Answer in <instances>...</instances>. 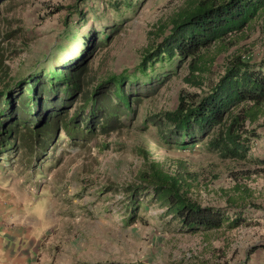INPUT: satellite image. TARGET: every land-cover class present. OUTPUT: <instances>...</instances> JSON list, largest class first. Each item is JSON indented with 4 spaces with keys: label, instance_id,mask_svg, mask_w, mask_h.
Listing matches in <instances>:
<instances>
[{
    "label": "rangeland",
    "instance_id": "374dc122",
    "mask_svg": "<svg viewBox=\"0 0 264 264\" xmlns=\"http://www.w3.org/2000/svg\"><path fill=\"white\" fill-rule=\"evenodd\" d=\"M188 1L0 0L3 79L20 78L59 55L76 53L84 34L97 44L90 61L94 72H131ZM65 6H77L85 18L68 15ZM56 7L61 9L52 12ZM232 53L264 58V10L209 48L212 61L201 87L185 82L187 64L178 62L154 93L133 100L134 112L122 116L118 130L79 144L62 135L38 162L0 158V193L26 198L22 211L29 218L21 223L38 239L46 229L45 239L55 248L68 244L71 264H264V105L259 124H253L258 137L247 161L220 158L203 143H168L151 121L174 107L179 92L206 89ZM155 67L160 74L163 68ZM147 159L191 174L192 199L238 216L239 223L189 230L165 216L145 192L137 194V204L128 188Z\"/></svg>",
    "mask_w": 264,
    "mask_h": 264
},
{
    "label": "trees",
    "instance_id": "16d2710c",
    "mask_svg": "<svg viewBox=\"0 0 264 264\" xmlns=\"http://www.w3.org/2000/svg\"><path fill=\"white\" fill-rule=\"evenodd\" d=\"M63 8L70 10L68 15H82L77 6ZM263 10L264 0H189L131 72H94L90 61L97 44L88 34L76 53L59 55L17 79H3L5 65L0 61V158L15 155L38 162L62 135L79 144L98 133L118 130L122 116L134 112L133 100L154 93L178 62L187 64L185 82L201 87L212 61L209 48L243 30ZM157 63L163 68L160 74H156ZM164 65L171 66L165 69ZM263 105L264 58L250 60L232 53L206 89L179 92L174 107L155 114L151 121L168 143L182 147L203 143L220 158L247 161L258 137L253 124H259ZM146 163L128 188L137 204V194L145 192L164 208L165 216L189 230L239 223L238 216L230 218L223 209L192 199L191 174L169 171L153 160Z\"/></svg>",
    "mask_w": 264,
    "mask_h": 264
},
{
    "label": "crops",
    "instance_id": "0c3cea01",
    "mask_svg": "<svg viewBox=\"0 0 264 264\" xmlns=\"http://www.w3.org/2000/svg\"><path fill=\"white\" fill-rule=\"evenodd\" d=\"M13 197L0 193V264H71L68 244L55 248L45 239L46 229L38 239L31 226L21 223L29 218L22 211L26 198Z\"/></svg>",
    "mask_w": 264,
    "mask_h": 264
}]
</instances>
